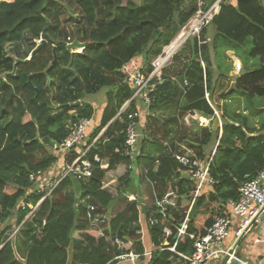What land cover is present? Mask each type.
I'll use <instances>...</instances> for the list:
<instances>
[{
  "label": "trees",
  "instance_id": "16d2710c",
  "mask_svg": "<svg viewBox=\"0 0 264 264\" xmlns=\"http://www.w3.org/2000/svg\"><path fill=\"white\" fill-rule=\"evenodd\" d=\"M72 1L80 12L79 29H85L81 41L87 43L74 57L67 48L70 41L62 6L52 0H0V214L4 223L0 264H129L116 258L130 252L144 254L151 248L150 264H186L181 255L193 254L195 240L205 236L218 217L230 214L228 201L237 200L240 187L264 167V124L259 130L251 126L250 116H258L250 113V107L245 114H232L221 103L242 96L264 98L262 2L223 0L220 12L199 37L185 43L184 58L179 56L181 51L177 53L162 70V81L153 82L156 88L149 109L136 98L119 116L136 92L130 75L123 72L125 67L140 61L138 70L150 74L153 61L201 9L198 0ZM214 1L205 0L202 10ZM49 24L47 34L59 45L55 48L54 42H47L30 61L14 60L15 46L25 33L40 40ZM210 27L216 33L214 55L208 42ZM221 47L234 50L245 64L232 86L228 70L213 60L217 61ZM247 47L251 58L246 60L238 49ZM170 67L175 69L172 75ZM64 69L67 75L61 74ZM56 77L58 83H54ZM86 78L92 87L83 84ZM103 89L107 92L102 105L83 100V93ZM216 111L223 122L218 130ZM136 113L140 117L135 118ZM83 119L93 121L81 145L83 149L92 145L88 153L92 176L66 177L27 219L29 205L44 196L33 192L31 174L46 172L58 162L53 148L62 145ZM204 119L210 120L208 126ZM133 120L139 122L141 134L135 158L126 154L127 128ZM211 145L217 146L210 169L215 184L194 202L196 184L175 155L189 153L195 160L205 159ZM103 165L108 167L102 169ZM137 170L149 196L141 192ZM130 194L142 202L132 201ZM123 200L126 204L118 210ZM162 201L168 206L165 215L160 213ZM91 205L109 217L113 213L110 222L101 226L103 234L91 229ZM189 211L186 234L179 236ZM151 217L159 223L152 226ZM12 221L20 227L19 240H10ZM116 239L123 241L121 247Z\"/></svg>",
  "mask_w": 264,
  "mask_h": 264
},
{
  "label": "built area",
  "instance_id": "2783aa9c",
  "mask_svg": "<svg viewBox=\"0 0 264 264\" xmlns=\"http://www.w3.org/2000/svg\"><path fill=\"white\" fill-rule=\"evenodd\" d=\"M220 0L212 7L207 13H204L202 7L205 5V0H198V6L201 8L196 17L189 22L192 27L195 22L199 23L198 29L201 31L208 25L213 17V11L215 13L220 12L219 7ZM193 32V33H195ZM164 57V56H163ZM163 57H158L152 63L154 70L150 73H142L139 70L130 75L128 80L132 81L136 86V92L129 100L130 102L136 98H141L145 104L146 111L151 105V93L154 92L156 85L153 83L162 81V70L165 68L163 64ZM237 69H241V65H237ZM126 110V107L118 114L119 116ZM140 117L139 113L135 114V118ZM131 118H134L132 116ZM209 122V121H208ZM210 124V123H208ZM93 125V121L90 119H83L79 121L78 125L70 130L68 137L65 139L62 145H56L53 148V152L58 156V162L46 172H38L31 174L30 182L34 184L35 191L39 194H44L42 199L36 205H29L31 212L27 216V219L32 217L33 214L39 209L41 204L54 192V190L61 184L66 177H74L78 180L90 178L92 176V162L88 159V153L91 146H87L83 149V144L89 127ZM141 134L139 132V122L133 120L127 128V142H126V154L131 158H135L139 154L138 144ZM98 140V138L96 139ZM216 150L212 155L205 159L195 160L189 153H179L175 155L176 160L185 168H187V176L192 182L196 184V192L194 195V202L204 192L211 189L215 181L211 177L210 169L213 162V158ZM77 153V156L73 159L72 163H68L67 159L73 158ZM95 162L100 163L98 157L95 158ZM108 166L103 165L102 169H106ZM57 169L59 171H57ZM31 192V193H33ZM132 201H139L138 195L130 194ZM193 202V203H194ZM171 207H175V203L169 204ZM228 207L230 214L227 217H218L212 227L207 231L205 236L196 239L194 242V252L190 256L181 255L186 264H208L209 262H216L224 258L242 236H246L252 228L260 222L264 216V167L258 172V174L250 181L243 184L239 189V198L237 200H229ZM22 209L26 208L25 204L21 205ZM160 208L163 215L168 209V206L163 201L160 202ZM192 209V207H191ZM190 211L185 220V224L179 230V236L186 234L187 223L189 220ZM88 219L91 223V229L103 234L101 226L105 223H109L108 213H104L96 206H90L88 211ZM149 222L152 226L159 223L158 219L151 217ZM4 226L0 214V228ZM20 227L14 231L10 237L15 238L18 234ZM194 239V236L191 235ZM115 244L119 247L123 245V241L120 239L115 240ZM175 252V248L171 249ZM153 250H147L144 254H136L135 252L124 253L116 260L129 264H150L152 259ZM247 264H250L246 262Z\"/></svg>",
  "mask_w": 264,
  "mask_h": 264
},
{
  "label": "rangeland",
  "instance_id": "374dc122",
  "mask_svg": "<svg viewBox=\"0 0 264 264\" xmlns=\"http://www.w3.org/2000/svg\"><path fill=\"white\" fill-rule=\"evenodd\" d=\"M52 1H53V3L59 4L60 6H62V9L64 11V14L62 15L63 27L67 28L68 35H67L66 38H67L68 41H70L67 45L74 43L76 40H78V41L80 40L79 41L80 43H85V42L81 41V40H83V35L85 34L84 33L85 29L84 28L83 29H79V27H82V26L79 25L80 12H79V9L76 7V4L74 3V1H72V0H52ZM218 1L219 0L214 1L211 5H209L207 10H204L203 12L207 13L210 9H212V7H214L215 4L218 3ZM222 1L223 0H220V3H219L220 9H221V5L220 4H221ZM226 1L231 2L232 4L235 3L234 0H226ZM261 2H262V5L264 7V0H261ZM213 14H214V16L218 15V13H215L214 11H213ZM197 16H199V14L196 15L195 17H193V19H196ZM206 26H208V25H206ZM191 30H192V27L188 24L185 28H183L181 33L177 36V39L179 38V36L182 34L183 31L184 32L186 31L188 33V32H191ZM200 33H201V28L198 29V32L191 33L189 36H186V40H184V42L175 51V53H173V55L166 60L164 66L168 67L169 65H171L172 62H173L174 56L182 50V48L184 47L185 43L191 38L199 37ZM215 34H216L215 30L212 27H210L209 33H208V42L210 43L211 49L213 51L212 55H214V53H215V49H214V45H213L214 35ZM63 35H64V33H63ZM63 39H64V37H63ZM177 39H175V41ZM175 41H173V43ZM39 43H40V40L34 39L29 33H25L22 41L15 46L14 53L12 55L13 59L16 60V61H18V60L19 61L28 60L29 58H31L33 52L35 51V49L37 48ZM166 49H167V47L164 48V51H166ZM238 50H239V52L243 55V57L246 60L248 58H251L250 57V52L251 51H250L249 47H247V48H239ZM77 51L78 50H76V49L73 50V52H77ZM82 51H83V49L79 50L80 53ZM217 51H216V53H218L217 61L215 59H213V60H214L216 65H217V62H222L223 68L228 70L229 76H231L234 79L233 81H231V85L230 86H232V85H234V83H235L236 79L238 78V76H240V74L244 71L245 64L237 56V54L235 53L234 50H231V49L228 50V49H225V47H223V48L221 47ZM164 55H165V52L161 56L163 57ZM182 55L183 54H182V51H181L179 53V56H182ZM181 58H184V55ZM182 62H186V60H183ZM174 64L178 65V62L175 61ZM238 64L241 65L240 71H239V69H237V65ZM128 66L129 65H127L126 67H128ZM248 66L251 67V68H254V64L253 63H249ZM172 67L168 68L169 69L168 71H169V73L171 75H172V73L175 70ZM71 68H72V65H70V67L68 69H71ZM61 74L62 75H67L68 74L67 69H64V71L61 72ZM81 74L84 76L86 74V69L83 72H81ZM97 77H96V80H98ZM3 78H5V77H3ZM54 80H55L54 83H58V78L57 77L54 78ZM108 80L109 79L106 78V80L104 82H108ZM89 82L90 81H88L87 78H86V80L83 82V84H87V86H91L92 83H89ZM107 90H108V88H107ZM107 90L103 89L102 91H100L98 93H95V94H93V93H83V100L84 101H89V102H92V103L100 104V103L104 102L105 93L107 92ZM128 103H129V100L124 104V106L121 109V111L125 107L126 108L128 107ZM221 103H222L223 107L227 111H229V113H232V114H233L234 111H240L241 113L245 114V112L247 110H249V107H250V113L251 114H255V115L258 116V117L250 116L251 126L253 128L254 127L258 128V130H259V128H261V125L264 124V98L263 99H260V97L247 98L246 96H242V97H236L235 100L233 99V100H230V101H228L226 103H223V102H221ZM216 114L220 115L221 120H222L221 112L216 111ZM200 119L201 118H197L196 117V120H198L199 123L201 122ZM207 120L208 119H205V121L203 120V124L204 125H206V121ZM208 121H210V120H208ZM214 149H215L214 145L208 146L206 148V150H205L206 151V155L208 157L211 156V154L213 153ZM208 157H206V158H208ZM135 174H136L137 183L143 187L141 192L144 193V195L149 196L147 194L148 193L147 192V188H145L146 181L144 179L141 180V178H140L141 175H140L138 170L135 172ZM115 180L117 182L116 178H115ZM115 184H117V183H115ZM139 201L142 202L141 200H139ZM125 204H126V201L123 200L117 209L119 210V209L123 208L125 206ZM148 204H149V207H151L153 205V202L151 200H149ZM117 209L114 210V213H115V211ZM112 216H113V213L111 212V216L109 217V220L112 219ZM143 221H144V226L143 227L145 229L144 230V232H145L144 234L146 235L147 234V232H146L147 228H146V222H145L144 218H143ZM263 222H264V220H263ZM11 224L14 227V231H16L18 226H15V222L14 221H12ZM255 232L256 231H254L253 234H252L253 241H254V233ZM251 233H252V231H251ZM144 234H143V236H145ZM16 238H18V240H19L20 239V235H16L15 238H12L11 240H16ZM251 241H252V239L250 240V234L248 235V237L246 239H243V241L241 242L240 250H239L240 256H242L244 259H247L248 261H250L251 264H264V254L259 259L254 258L255 257L254 253H255L256 249L253 248V247L251 248V246H250L251 244L249 243ZM145 242H146L147 247H148V240L146 239V236H145ZM256 242H260V238H257ZM257 244L258 243H255V244L252 243V245H257ZM208 264H217V263L212 261V262H209Z\"/></svg>",
  "mask_w": 264,
  "mask_h": 264
},
{
  "label": "water",
  "instance_id": "95a60500",
  "mask_svg": "<svg viewBox=\"0 0 264 264\" xmlns=\"http://www.w3.org/2000/svg\"><path fill=\"white\" fill-rule=\"evenodd\" d=\"M51 25L49 24V26L47 28H45L43 30V33L41 35V39H40V43L37 46V48L35 49V51L33 52L31 58H29L28 60H24V61H19V63H26L28 61H30L32 59V57L37 54L46 44L47 42H54L51 37L47 34V29L50 27ZM59 45V42H54V47L56 48ZM87 46V43H80L78 40H76L74 43L67 45V48L69 51L72 52L73 57L75 56V54L80 53L79 51L77 52H73L74 49L76 50H80V49H84ZM165 52V51H164ZM163 52V54H164ZM57 61V54L55 51V62ZM73 59L71 62V65L73 64ZM52 79L49 78V82ZM80 102H77L75 105H79ZM223 126V122L221 120L220 115L216 114V118L214 120V127L215 130H218L219 128H221ZM244 236H242L239 240H237V242H235L234 246L232 248H230L229 253L226 254L224 256L223 259L216 261L217 264H247L246 262H242L240 260V258L236 255V253H238V251L240 250V246H241V242L243 241Z\"/></svg>",
  "mask_w": 264,
  "mask_h": 264
},
{
  "label": "crops",
  "instance_id": "0c3cea01",
  "mask_svg": "<svg viewBox=\"0 0 264 264\" xmlns=\"http://www.w3.org/2000/svg\"><path fill=\"white\" fill-rule=\"evenodd\" d=\"M166 52V51H165ZM139 67H140V61H136V62H134V64H132V65H129L128 67H125V70L123 71L124 72V74H129V75H132V74H134L135 73V71H137L138 69H139ZM94 102V101H93ZM94 104H96L97 106L98 105H102V103H100V104H97V103H94ZM246 113V112H245ZM204 121H205V119H204ZM208 123H210V121L208 122V120L206 121V125L208 126L209 124ZM222 128V127H221ZM105 131H106V129L105 130H103V132L99 135V137H98V139L100 138V137H102L103 136V134L105 133ZM222 133H223V131L221 130V133H220V136H222ZM218 145V144H217ZM217 147V146H216ZM216 150V148L214 149V151ZM213 151V152H214ZM212 155V154H211ZM208 157V156H207ZM263 220H264V216L261 218V220H260V222L259 223H257L253 228H252V233H251V231L243 238V239H246L247 237H248V235L250 234V240L252 239V241L251 242H249L251 245V248L253 247V248H255L256 249V251H255V253H254V255H255V257L254 258H256V259H259V258H261L262 257V255L264 254V222H263ZM263 222V223H262ZM142 227H143V225H142ZM144 227H143V230H142V233L144 232ZM254 231H256L255 233H254V241H253V236H252V234H253V232ZM145 233V232H144ZM143 233V234H144ZM257 238H260V242H256L257 241ZM252 243L253 244H255V243H258L257 245H252ZM148 250H150V249H148ZM151 250H153V248H151ZM236 255L240 258V260L242 261V262H248V263H250V261H248L247 259H244L242 256H240V252L238 251V253H236ZM251 264V263H250Z\"/></svg>",
  "mask_w": 264,
  "mask_h": 264
},
{
  "label": "bare ground",
  "instance_id": "6f19581e",
  "mask_svg": "<svg viewBox=\"0 0 264 264\" xmlns=\"http://www.w3.org/2000/svg\"><path fill=\"white\" fill-rule=\"evenodd\" d=\"M198 26H199V23H197V22H195L194 24H193V26H192V30H191V32H182V34L179 36V38L172 44V45H170V46H168L167 47V49H166V52H165V55H164V57H163V64L166 62V60L168 59V58H170L172 55H173V53H175V51L180 47V45L184 42V40H186V36H189L191 33H193V32H195L196 31V29L198 28Z\"/></svg>",
  "mask_w": 264,
  "mask_h": 264
},
{
  "label": "clouds",
  "instance_id": "9594fccd",
  "mask_svg": "<svg viewBox=\"0 0 264 264\" xmlns=\"http://www.w3.org/2000/svg\"><path fill=\"white\" fill-rule=\"evenodd\" d=\"M217 148V147H216Z\"/></svg>",
  "mask_w": 264,
  "mask_h": 264
}]
</instances>
